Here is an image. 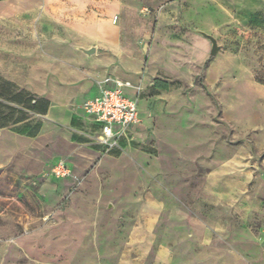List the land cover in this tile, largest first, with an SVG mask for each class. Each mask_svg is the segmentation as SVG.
I'll return each mask as SVG.
<instances>
[{"label": "rangeland", "instance_id": "1", "mask_svg": "<svg viewBox=\"0 0 264 264\" xmlns=\"http://www.w3.org/2000/svg\"><path fill=\"white\" fill-rule=\"evenodd\" d=\"M86 1L117 43L46 49L128 82L139 122L90 147L0 83V264H264V0Z\"/></svg>", "mask_w": 264, "mask_h": 264}, {"label": "crops", "instance_id": "2", "mask_svg": "<svg viewBox=\"0 0 264 264\" xmlns=\"http://www.w3.org/2000/svg\"><path fill=\"white\" fill-rule=\"evenodd\" d=\"M88 5L86 0H0V80L13 92L37 98L43 111L33 115L42 128L64 126L82 140L96 134L81 110L83 101L96 95V81L90 84L87 73L45 45L89 44L92 37L114 46L118 32L109 22L90 24ZM168 262L164 254L156 255L155 264Z\"/></svg>", "mask_w": 264, "mask_h": 264}, {"label": "built area", "instance_id": "3", "mask_svg": "<svg viewBox=\"0 0 264 264\" xmlns=\"http://www.w3.org/2000/svg\"><path fill=\"white\" fill-rule=\"evenodd\" d=\"M96 90L94 97L81 104L82 112L92 120L96 132L91 139L90 136L86 138L92 146L108 151L139 122L137 98L126 94L131 90L128 82L114 77L97 80ZM68 174L61 161L51 168V175L55 178H64Z\"/></svg>", "mask_w": 264, "mask_h": 264}, {"label": "trees", "instance_id": "4", "mask_svg": "<svg viewBox=\"0 0 264 264\" xmlns=\"http://www.w3.org/2000/svg\"><path fill=\"white\" fill-rule=\"evenodd\" d=\"M0 83L5 85V86H8V84L3 82L2 80H0ZM156 86H157V88H160V89H165V87H166V85H163V84L162 85H156ZM8 88H9V86H8ZM10 101L16 105H21V104L26 105L27 110L32 112V113H37V112L43 111L42 107L39 106V101L37 100V98H35L34 96H32L28 93H25V92H13L12 96L10 97ZM3 127H4L3 125H0V128H3ZM83 141L88 142L87 139H84ZM92 147L99 148L97 146H92Z\"/></svg>", "mask_w": 264, "mask_h": 264}, {"label": "water", "instance_id": "5", "mask_svg": "<svg viewBox=\"0 0 264 264\" xmlns=\"http://www.w3.org/2000/svg\"><path fill=\"white\" fill-rule=\"evenodd\" d=\"M196 32L199 33L202 37L206 38L210 42L211 47H210L209 55L214 57L220 49V47L216 44V41L214 40V38L204 32H201V31H196ZM77 50L81 52L87 58H90L92 55L95 54L94 47H89V48L77 47Z\"/></svg>", "mask_w": 264, "mask_h": 264}]
</instances>
